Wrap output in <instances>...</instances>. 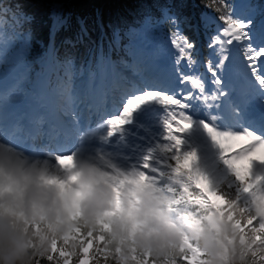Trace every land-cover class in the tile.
Here are the masks:
<instances>
[{
  "label": "snow or ice",
  "instance_id": "obj_1",
  "mask_svg": "<svg viewBox=\"0 0 264 264\" xmlns=\"http://www.w3.org/2000/svg\"><path fill=\"white\" fill-rule=\"evenodd\" d=\"M189 5L186 0H180L172 7L163 9V21L179 27L180 24L188 26L194 36L200 34L201 28L209 36L207 48V70L211 74L214 94L211 99L219 102L215 105H205L207 108H215V114L205 111L207 119L200 121L201 127L213 142L221 150L224 162L233 166L237 174L243 176L250 171L252 159L261 148H264V59L258 66L249 67L246 61L253 57H264V20L259 25L256 16L264 17V4L254 0H240L238 3H228L227 0H200L196 15V24H192V17L183 15V9ZM152 28L144 27L136 33L141 41L150 40ZM178 33H171V44L179 48L181 56L187 57L189 68L194 69L198 64L199 50L195 39L180 37L183 47L177 44ZM20 41V35L7 36L0 34V62H7L9 53L15 49ZM119 47V39L116 40ZM27 51V44L24 45ZM128 59L119 61H107L99 73L100 86L91 93L93 103H103L109 94L121 86L131 84L135 89L132 95H125L122 103V115L117 119H111L113 126L125 123L124 117L129 116L134 109L143 103L155 101L157 103L176 105L184 109L180 113V119L173 126L175 112L170 110L165 123L168 137L177 145L183 144L176 132L185 133L193 127L192 116L185 115L189 109L199 112L197 101L205 95V84L199 76L181 73L179 68H170L167 60L171 55L168 43L160 41L145 47L143 44H129L126 48ZM241 54L243 59L241 58ZM212 57H215L213 59ZM47 74L58 72L55 61L45 58ZM180 60H176L178 65ZM261 69V70H258ZM131 70V76L127 73ZM65 75H71L70 68H65ZM180 84L188 83L198 89L200 95H196L189 89L183 96V100L176 99L174 91L176 81ZM60 94L70 101L68 96V83L62 82L59 86ZM167 108V107H166ZM168 109V108H167ZM223 125V131L220 125ZM248 140L253 142L248 148L232 158H226L224 153L236 142ZM57 159H64L56 153ZM187 159V157H186ZM245 161L248 167L241 169L240 165ZM243 171V174H242Z\"/></svg>",
  "mask_w": 264,
  "mask_h": 264
},
{
  "label": "clouds",
  "instance_id": "obj_2",
  "mask_svg": "<svg viewBox=\"0 0 264 264\" xmlns=\"http://www.w3.org/2000/svg\"><path fill=\"white\" fill-rule=\"evenodd\" d=\"M22 135V128L17 126L10 127L6 132L0 130V180L10 178L23 183L24 174L30 165L26 148L16 142ZM181 153L187 156L183 167L174 161L171 173H160V180L150 178L147 181L148 186L141 193L142 202L139 206L140 219L144 221L141 229L133 233L123 220L113 218L111 232L106 234V238L114 264H144L145 258L151 264H168L172 259H175L176 264H186L181 257L188 254L187 249L184 253L179 251L184 236H188L191 243L200 248L205 264H264V239L259 244L249 246L255 235L251 231L247 233L248 245H242L231 224H221L217 230L203 222L200 232L191 230L184 222L185 210L188 209L192 215H196V211L190 209L186 202L178 203L176 188L167 182L171 180L187 185L193 196L203 195L205 199H211L209 193L222 196L228 202L226 207L236 205L245 209V219L251 221V227L259 228L264 224V175L250 177L248 172L241 178L233 166L224 162L222 156V165H218L211 160L198 163L196 152H185L181 148L172 155L179 156ZM151 156L152 152L144 160L147 161ZM62 161L73 163L67 157ZM259 165L264 166V161H259ZM176 168H180L179 173ZM225 169L231 170L234 177L231 182L234 198L225 195L218 183H213L212 177H221ZM32 177L31 182L24 187L21 200L8 195L2 202L18 206L17 210L23 213L30 224L55 225L57 232L62 233L68 227L67 220L57 223L52 194L36 182L35 173H32ZM183 190L181 187L180 191ZM34 204L43 208L42 214H34ZM105 207L102 191L98 189L87 204L82 224L86 228H94L97 214L103 212ZM205 214L200 213L197 218ZM9 221V217L0 215V264H38L36 257L44 255V251L29 248L31 232L24 234L22 223L17 231H12L8 227ZM261 235L264 237V234ZM229 240L232 242L229 243Z\"/></svg>",
  "mask_w": 264,
  "mask_h": 264
},
{
  "label": "bare ground",
  "instance_id": "obj_3",
  "mask_svg": "<svg viewBox=\"0 0 264 264\" xmlns=\"http://www.w3.org/2000/svg\"><path fill=\"white\" fill-rule=\"evenodd\" d=\"M41 108H47L46 104H41ZM248 141V140H246ZM251 143V141H250ZM260 154V158H264V148H261L258 151ZM264 161V160H263ZM41 161H37V164L34 166H30L29 170L25 172L24 179H28L30 182L32 180V173H35L36 182L46 191L55 192L56 194H65L66 196L71 191L70 188L63 189V175L60 169H56L49 164L43 163L40 164ZM28 174V175H27Z\"/></svg>",
  "mask_w": 264,
  "mask_h": 264
},
{
  "label": "trees",
  "instance_id": "obj_4",
  "mask_svg": "<svg viewBox=\"0 0 264 264\" xmlns=\"http://www.w3.org/2000/svg\"><path fill=\"white\" fill-rule=\"evenodd\" d=\"M249 246H252V244ZM92 258H93V256L91 254H88L86 256H82L79 264H84V263L90 264L89 261H91ZM50 264H53L51 260H50ZM94 264H108V262L105 259H98V260L94 261ZM112 264H114V262H112Z\"/></svg>",
  "mask_w": 264,
  "mask_h": 264
},
{
  "label": "rangeland",
  "instance_id": "obj_5",
  "mask_svg": "<svg viewBox=\"0 0 264 264\" xmlns=\"http://www.w3.org/2000/svg\"><path fill=\"white\" fill-rule=\"evenodd\" d=\"M8 184H10L8 181H7ZM13 187V186H12ZM14 188V187H13ZM15 190H17L16 188H14ZM70 228H67L66 230L68 231Z\"/></svg>",
  "mask_w": 264,
  "mask_h": 264
}]
</instances>
